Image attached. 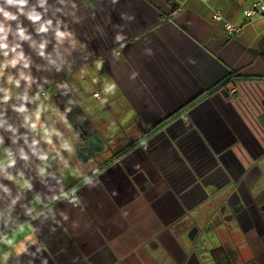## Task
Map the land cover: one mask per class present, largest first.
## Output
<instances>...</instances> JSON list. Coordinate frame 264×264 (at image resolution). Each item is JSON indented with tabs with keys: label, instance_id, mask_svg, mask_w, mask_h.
<instances>
[{
	"label": "crops",
	"instance_id": "crops-1",
	"mask_svg": "<svg viewBox=\"0 0 264 264\" xmlns=\"http://www.w3.org/2000/svg\"><path fill=\"white\" fill-rule=\"evenodd\" d=\"M252 2L74 0L76 9L61 15L55 9L63 6L47 0L42 19L55 27V14L72 38L58 48L59 71L23 43L37 81L25 115L39 108L40 124L60 136L47 145L42 133L20 127L29 143L41 140L48 160H18L13 179L0 180L21 196L12 212L19 226H5V213L0 234L19 242L38 229L39 241L28 246L35 258L0 243L6 264H264V14L244 16ZM216 11L241 34L229 36ZM24 23L53 53V33L36 35ZM15 71L3 77L13 97L25 91L23 81L20 90L7 83ZM14 103L0 108L20 126ZM0 135L4 159L12 138ZM74 188L70 203L65 193Z\"/></svg>",
	"mask_w": 264,
	"mask_h": 264
},
{
	"label": "clouds",
	"instance_id": "clouds-1",
	"mask_svg": "<svg viewBox=\"0 0 264 264\" xmlns=\"http://www.w3.org/2000/svg\"><path fill=\"white\" fill-rule=\"evenodd\" d=\"M113 3L116 0H112ZM56 3L63 6L55 9V13L61 15L65 14V9L71 8L75 10L77 5L74 0H56ZM47 0H35V3L30 4L29 0H0V103L7 104L11 100H15L12 105L13 111L22 117L23 123L18 126L14 123H9L10 118L7 116V110L0 108V130H3L11 134L12 145L4 148L5 158L0 159V180L13 179V172L10 171L15 168L17 161H24L25 167L35 158L39 161H47L48 154L44 148H41V140L37 139L34 135L32 136L31 143H29V134L27 132L21 133L20 127L27 128L31 133H36L39 131L42 133L43 142L47 145H53L52 135L60 136V133L53 130L52 134L49 130L44 128L43 124H40V110L39 108L33 114L32 117L25 115L28 112L26 108V103H31L27 95V90L31 88L33 83H37L36 79L32 76L30 67L32 64L31 57H26L23 51V43H27L29 48L36 53L39 57L47 62V65L55 67L57 71L61 70L57 66V59L60 58L58 48L66 41L72 38V33L66 30V25L63 21L56 18V26L53 27L52 20L42 19V17L47 13L48 8L46 7ZM51 7V6H49ZM40 8L42 11L37 12L36 9ZM74 15V11L71 13ZM23 18V19H21ZM126 19H133L132 17H126ZM24 21L28 22V25L32 27L36 35H46L50 31L53 33V38L56 43L53 46V53L56 54V59H53V53H47L46 47L51 42L47 39H42L37 45L32 39V34L29 32V27L25 25ZM61 27L65 28L61 31ZM125 37L123 35L117 34L116 41H122ZM150 54V52H149ZM7 69H15L14 75H9L7 78V83L14 85L18 90L21 89V81L24 82L25 91L21 94L18 91L13 97L12 91L9 87L5 86L3 83V77ZM37 70H40L39 65H37ZM49 70V68L47 69ZM135 76V74H133ZM39 87V85H38ZM114 87V86H113ZM39 94L37 93L32 99H37ZM16 101H19L17 104ZM69 104L72 103L71 100L68 101ZM66 111H71V109H66ZM39 125V128H38ZM22 141V143H19ZM5 143V137L0 135V146ZM15 148V151H13ZM27 149V151H26ZM60 149L67 152L69 151L67 145L62 146ZM59 154V153H58ZM39 176L44 177L46 171L41 167L38 171ZM20 177L23 180V185L25 188L30 189L32 187L31 179L24 178L23 172H20ZM85 182L92 184V181L88 178H84ZM76 189H72V194L74 196ZM65 198H68V194L65 193ZM7 199L8 204L4 208H0V217H5L3 223L8 226L9 223L16 224L15 219L12 217V212L14 211V206L20 201V195H14L13 190L7 185L0 182V201ZM32 210L26 208V214H31ZM49 215L54 217V213H48L44 215V219L47 220ZM38 229H33L32 233L25 236L24 240L16 242L10 239L7 234H0V243L6 244L11 247L16 256L20 257L28 253V246L39 245V241L35 239V233ZM43 245L37 247V252H40ZM35 258V254H29ZM10 253L5 252L0 259L7 262ZM29 264H33L30 260ZM41 264H47L46 260H41Z\"/></svg>",
	"mask_w": 264,
	"mask_h": 264
},
{
	"label": "built area",
	"instance_id": "built-area-1",
	"mask_svg": "<svg viewBox=\"0 0 264 264\" xmlns=\"http://www.w3.org/2000/svg\"><path fill=\"white\" fill-rule=\"evenodd\" d=\"M243 14L247 18H251L257 15L264 14L263 0H253L251 5L248 8L243 10ZM213 18L223 26L224 30L229 36L235 37L241 34L242 27L227 21L219 11L215 12ZM69 201H71L72 203L76 202V196L75 194L73 196L72 191H71V194L69 195Z\"/></svg>",
	"mask_w": 264,
	"mask_h": 264
},
{
	"label": "flooded vegetation",
	"instance_id": "flooded-vegetation-1",
	"mask_svg": "<svg viewBox=\"0 0 264 264\" xmlns=\"http://www.w3.org/2000/svg\"><path fill=\"white\" fill-rule=\"evenodd\" d=\"M89 153V157L87 159V161H92L94 164H97L98 163V166L100 164V162H97V154L95 152H88ZM80 158V161L83 159V157H79Z\"/></svg>",
	"mask_w": 264,
	"mask_h": 264
},
{
	"label": "water",
	"instance_id": "water-1",
	"mask_svg": "<svg viewBox=\"0 0 264 264\" xmlns=\"http://www.w3.org/2000/svg\"><path fill=\"white\" fill-rule=\"evenodd\" d=\"M62 104L60 103V109H62ZM58 158V156H56V159ZM66 161H67V159H66ZM50 162V165L53 167V168H55L56 169V167L54 166V164H53V161L52 160H50L49 161ZM70 168V164H69V162L67 161V168L66 169H64V170H61V172H64V171H66L67 169H69ZM57 170V169H56Z\"/></svg>",
	"mask_w": 264,
	"mask_h": 264
},
{
	"label": "rangeland",
	"instance_id": "rangeland-1",
	"mask_svg": "<svg viewBox=\"0 0 264 264\" xmlns=\"http://www.w3.org/2000/svg\"><path fill=\"white\" fill-rule=\"evenodd\" d=\"M71 191L72 190H69V192H67V194H68V198H66L68 201H69V195L71 194ZM75 196H76V202H77V200H78V198H77V194H76V191H75ZM70 203H72L71 201H69ZM75 203V202H74Z\"/></svg>",
	"mask_w": 264,
	"mask_h": 264
},
{
	"label": "trees",
	"instance_id": "trees-1",
	"mask_svg": "<svg viewBox=\"0 0 264 264\" xmlns=\"http://www.w3.org/2000/svg\"><path fill=\"white\" fill-rule=\"evenodd\" d=\"M149 131H151V130H149ZM149 131H146V133H145V134H147ZM126 148H128V147H126Z\"/></svg>",
	"mask_w": 264,
	"mask_h": 264
}]
</instances>
